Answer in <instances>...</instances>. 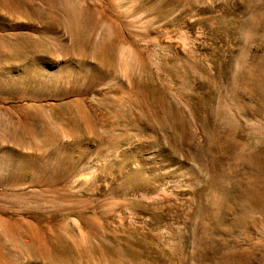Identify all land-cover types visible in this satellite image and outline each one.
I'll return each mask as SVG.
<instances>
[{
    "label": "rangeland",
    "instance_id": "obj_1",
    "mask_svg": "<svg viewBox=\"0 0 264 264\" xmlns=\"http://www.w3.org/2000/svg\"><path fill=\"white\" fill-rule=\"evenodd\" d=\"M0 264H264V0H0Z\"/></svg>",
    "mask_w": 264,
    "mask_h": 264
}]
</instances>
